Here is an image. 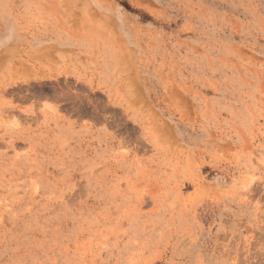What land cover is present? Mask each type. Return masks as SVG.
<instances>
[{"label":"rangeland","instance_id":"rangeland-1","mask_svg":"<svg viewBox=\"0 0 264 264\" xmlns=\"http://www.w3.org/2000/svg\"><path fill=\"white\" fill-rule=\"evenodd\" d=\"M0 264H264V0H0Z\"/></svg>","mask_w":264,"mask_h":264}]
</instances>
